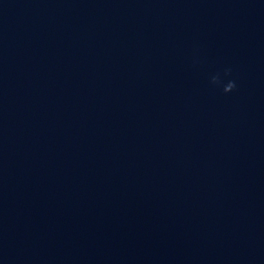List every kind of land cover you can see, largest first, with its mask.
<instances>
[{"label": "clouds", "instance_id": "clouds-1", "mask_svg": "<svg viewBox=\"0 0 264 264\" xmlns=\"http://www.w3.org/2000/svg\"><path fill=\"white\" fill-rule=\"evenodd\" d=\"M223 75L225 77L230 76L231 75V69L230 68L225 69ZM210 83L214 86L221 87L223 93H225V94L233 92L237 87L235 80L228 79L227 82H224L222 80L220 74L213 75L211 77Z\"/></svg>", "mask_w": 264, "mask_h": 264}]
</instances>
